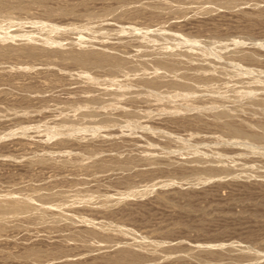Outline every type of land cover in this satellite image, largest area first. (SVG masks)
Masks as SVG:
<instances>
[{
    "label": "rangeland",
    "instance_id": "obj_1",
    "mask_svg": "<svg viewBox=\"0 0 264 264\" xmlns=\"http://www.w3.org/2000/svg\"><path fill=\"white\" fill-rule=\"evenodd\" d=\"M165 1L0 0L13 17L11 23L0 24V41L34 48L31 56L15 48L11 54H0V200L28 201L34 189L56 194L74 188L87 195L98 193L101 199L90 208L81 202L46 208L58 219L57 228L33 225L27 215L0 219V264H131L117 260L116 248L90 251L89 246L68 241L75 232L93 228L115 243L159 246L158 259L153 252H141L146 264H215V257L204 251L200 262L190 255L209 248L240 249L250 256V263L243 264H264V178L192 180L193 170L182 164L183 157L193 153L264 168V144H235L223 124L212 119L215 111L244 102L205 101L175 114L162 111L159 104L138 101L139 93L132 90L131 97L119 104L105 101L98 107H77L98 112L89 125L76 122L73 111L61 107L70 101L82 103L85 96L79 69L64 54H56L55 47L90 49L136 61L141 36L147 35L154 37L156 47L165 43L174 48L188 43L206 47L215 70L237 66L248 78L260 77L259 70L264 73V0H217L216 5L189 8L183 15L152 10ZM111 32L115 38L97 39ZM144 61L161 72L152 58ZM96 73L88 75L96 85H128ZM255 98L264 102V89ZM244 119L234 125L254 131L256 120ZM115 143L126 152L151 157V162L140 161L122 172L113 165L120 155ZM99 163L107 170L99 171ZM149 177L155 183L142 196L129 192L123 181L127 178L142 189ZM74 217L80 221L65 222ZM172 248L186 253L178 255ZM31 251L41 257L27 258ZM236 259L233 254L221 257L225 264H239L233 263Z\"/></svg>",
    "mask_w": 264,
    "mask_h": 264
},
{
    "label": "bare ground",
    "instance_id": "obj_2",
    "mask_svg": "<svg viewBox=\"0 0 264 264\" xmlns=\"http://www.w3.org/2000/svg\"><path fill=\"white\" fill-rule=\"evenodd\" d=\"M216 1L217 0H166L162 5L155 9L152 8V10L163 14L171 13L175 15H183L189 8H202L213 3L215 4ZM3 7L0 5V24L11 23L13 17L9 13H7ZM148 8L150 9L151 7L147 6V9ZM49 15L50 12L47 13L48 17ZM100 37L101 38H97L99 41H107V39L115 38L116 36L115 33L111 32L107 33L104 37H102V35ZM141 37V45H139L140 47L137 50L139 59L136 61H131L128 59L125 60L112 54L107 55L99 51L90 49L81 51L72 48L63 49L55 47L54 51L56 52V54H64L66 58L71 60L72 63L79 69V72L77 74L78 81L84 86L83 94L85 96V100L82 103H78L76 101L64 103L61 106L62 109L66 112L73 111V118L76 122L83 123L84 125H89L92 117H94V115H97L98 112L97 114H93L92 112H90L91 109L89 110V112H84L82 110H79L77 107H79L80 105H84V107H98L104 104L105 101H107L108 103L110 102L113 104H119L127 100L129 96L131 97L130 92L132 90L139 93V96L137 97L138 101L149 105L159 104L162 111L175 114H181L184 110H186V108L188 109L189 107H196L201 102L205 101H208L210 104L219 105H222L224 103H231L232 105H234V103L237 102H244L243 106L241 107L239 105V107L231 106L227 109H219L218 107L219 110L215 111V113L212 114V119L215 122H220L223 124L230 140L235 144L256 146L264 144V102H261L255 98V96L264 89L263 72H261L260 70L259 72H257L261 75L260 77L248 78L244 76L243 73L239 72L237 66L233 65V67L231 68L215 70L214 67L216 62L213 55L210 54L206 47L201 48L197 46L196 43L195 45L189 44L188 42V44H184V40V45L179 46L180 48H174L170 45V43H165L159 47H156L157 43L153 40V36L149 37L147 35H143ZM51 41L55 42L56 40ZM14 48L30 56L34 51L32 44H8L0 41V54H6ZM146 57L152 58L155 65L161 70L160 73L153 71L148 65L149 63H145L144 59ZM90 72H102L112 82L125 80L128 81V85L124 87L117 86L116 88H112L109 86L107 87L105 84L96 85L92 78L88 76ZM213 107L215 106L213 105ZM130 114L135 118L139 116L137 112H131ZM249 117H252L256 120L253 126L254 131L249 132L241 127H237L234 125L236 121L239 120L241 122L242 120H245L244 118ZM109 120L111 119L103 118V121L105 122ZM68 128L66 126V128L64 129L68 130ZM167 140L168 139H164L163 142H167ZM115 146L120 155L119 158L114 161L113 165L122 172L126 173L128 171H131V169H133L140 161L143 163L151 162L150 156V158H146L144 156H139L131 152H126L124 150V147H122L119 143H115L114 147ZM246 148H248V146H246ZM253 149L255 148L253 147ZM182 164L183 166L190 167L193 170L191 178L192 180H203L209 177L226 178L230 176H240L244 178L254 176L259 177L260 179L264 178V168L260 167L261 165L259 166L256 164L250 166L249 163L248 165H246L241 162L228 161L226 159L224 160L218 158L215 155H206L204 157L198 154L190 153L183 157ZM97 167L98 170L102 172L107 170L106 165H104L103 163H99ZM123 181L127 185V190L138 196H142L146 192H149L150 188H152L155 183V179L153 177H149L146 180V187L140 189L129 182L127 178H123ZM74 189L60 191L56 194H52L51 192L44 189H34L32 192L28 193L30 195V200L28 201L25 200L26 198L24 199L25 201L0 200V219L7 217L14 218L18 215H27L30 216V223L33 225H50L57 228V226H59L60 224L58 219L52 218L46 212V210H48L46 208L61 207L73 202H81L83 203V205L90 208L97 205L101 200L98 199V193L87 195L86 193L75 191ZM78 221H80L78 217L65 219V222L69 223ZM68 241H76L77 243L89 246L90 251H94L96 249L116 248L118 250L117 260L122 262L127 261L131 264L148 263V259L144 258L141 255L142 251L153 252L156 259L161 257L158 245V247H146L133 242L132 244L115 243L113 237L105 235L101 230L95 228L89 229L85 232H75L68 238ZM220 249L222 248L220 247ZM172 250L178 255L186 253H182L178 248H172ZM202 251L206 252L208 255L215 257L213 260L215 261V264H225L221 260V257L228 254H233L237 257V259L233 263H250V256L248 254H246L243 250L234 248L228 250L224 249L220 252L213 251L211 250V248H209V250L200 249L199 251H192L190 255L195 261L200 262ZM40 257L41 254L37 251H31L27 254V258H31L34 260ZM262 261L264 262V259Z\"/></svg>",
    "mask_w": 264,
    "mask_h": 264
}]
</instances>
